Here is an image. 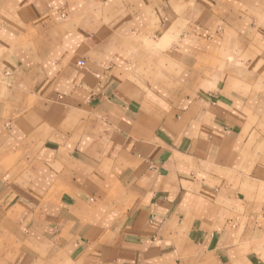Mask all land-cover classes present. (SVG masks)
Instances as JSON below:
<instances>
[{
    "label": "crops",
    "instance_id": "crops-1",
    "mask_svg": "<svg viewBox=\"0 0 264 264\" xmlns=\"http://www.w3.org/2000/svg\"><path fill=\"white\" fill-rule=\"evenodd\" d=\"M0 264H264V0H0Z\"/></svg>",
    "mask_w": 264,
    "mask_h": 264
},
{
    "label": "built area",
    "instance_id": "built-area-1",
    "mask_svg": "<svg viewBox=\"0 0 264 264\" xmlns=\"http://www.w3.org/2000/svg\"><path fill=\"white\" fill-rule=\"evenodd\" d=\"M79 65H83V63H79Z\"/></svg>",
    "mask_w": 264,
    "mask_h": 264
}]
</instances>
